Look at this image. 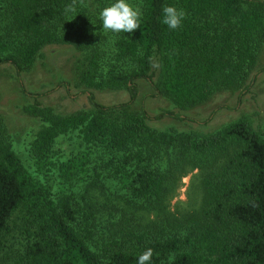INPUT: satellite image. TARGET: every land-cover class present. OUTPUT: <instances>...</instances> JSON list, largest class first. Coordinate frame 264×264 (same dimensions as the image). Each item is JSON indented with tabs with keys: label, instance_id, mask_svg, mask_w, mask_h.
Masks as SVG:
<instances>
[{
	"label": "trees",
	"instance_id": "trees-1",
	"mask_svg": "<svg viewBox=\"0 0 264 264\" xmlns=\"http://www.w3.org/2000/svg\"><path fill=\"white\" fill-rule=\"evenodd\" d=\"M109 1L116 0H0V64L19 76L43 47L70 45L82 52L74 76L90 105L61 115L27 93L22 110L42 122L28 142L30 170L0 121V264H137L147 248L151 264H264V134L243 116L197 134L148 125L192 121L179 112L128 111L138 80L176 109L238 89L263 39L264 0H129L142 11L140 28L119 34L102 29L99 13ZM164 5L186 13L178 30L161 23ZM90 89H123L127 97L102 104ZM71 131L80 149L53 160L56 139ZM193 169L201 197L185 225L134 235L129 245L113 237L96 250L88 244L82 231L98 203L94 193L104 194L102 178L159 202L169 182Z\"/></svg>",
	"mask_w": 264,
	"mask_h": 264
},
{
	"label": "rangeland",
	"instance_id": "rangeland-1",
	"mask_svg": "<svg viewBox=\"0 0 264 264\" xmlns=\"http://www.w3.org/2000/svg\"><path fill=\"white\" fill-rule=\"evenodd\" d=\"M116 1H109L107 6ZM131 4V1L126 0ZM101 10V9H100ZM82 52L66 44H53L43 47L35 56L29 69L16 76L8 63L0 64V121L5 127L12 150L24 166L30 170L27 154L28 142L41 126L37 117L26 114L22 107L30 104L27 93L38 94V101L48 106L54 113L68 114L79 110H89L85 88L76 84L75 67L81 60ZM153 68V66H151ZM264 35L256 51L254 66L247 72L243 83L236 90L222 89L215 91L202 103L186 109H176L163 96H151L152 89L142 80L137 81L138 96L130 104L129 112L141 110L153 115L165 111L179 112L190 117L192 121H176L165 117L149 122L156 130L173 128L175 131L209 134L238 117H245L250 126L264 134ZM247 89L239 95V89L248 83ZM67 85V87L64 86ZM26 92H21V88ZM68 89V91H67ZM95 99L102 104H115L126 100L123 89H90ZM240 96V100L238 97ZM238 100V101H237ZM212 112V113H211ZM211 113V114H210ZM80 140L76 131L59 136L53 146V160L61 161L80 149ZM162 164L165 163L163 158ZM197 169L186 171L176 176L167 184L166 191L159 202L135 199L127 189L112 179L102 178L104 194L98 191L93 208V217L82 231L88 238V244L102 245L113 237L119 243L131 244L134 235H161L167 231L177 230V220L185 225L187 214L199 203L201 190L196 177ZM49 173L56 184V172ZM97 197V198H96ZM103 200H110L101 206ZM132 233V234H131ZM113 234H115L113 236ZM19 238H13L11 243Z\"/></svg>",
	"mask_w": 264,
	"mask_h": 264
},
{
	"label": "clouds",
	"instance_id": "clouds-1",
	"mask_svg": "<svg viewBox=\"0 0 264 264\" xmlns=\"http://www.w3.org/2000/svg\"><path fill=\"white\" fill-rule=\"evenodd\" d=\"M65 11L74 12V5L66 6ZM161 11V23L166 25L170 30H178L182 26V21L186 18L184 10L177 9L175 6L164 5ZM141 16L142 11L140 7H134L127 3L126 0H116L115 3L104 7L99 13L103 31L114 34L134 32L140 28ZM154 67H159V65H154ZM152 256L153 249L147 248L138 256L137 264H151Z\"/></svg>",
	"mask_w": 264,
	"mask_h": 264
}]
</instances>
